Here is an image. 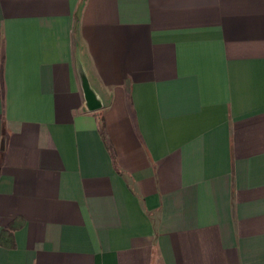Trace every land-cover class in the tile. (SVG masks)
Segmentation results:
<instances>
[{
  "label": "crops",
  "instance_id": "obj_1",
  "mask_svg": "<svg viewBox=\"0 0 264 264\" xmlns=\"http://www.w3.org/2000/svg\"><path fill=\"white\" fill-rule=\"evenodd\" d=\"M0 264H264V0H0Z\"/></svg>",
  "mask_w": 264,
  "mask_h": 264
}]
</instances>
